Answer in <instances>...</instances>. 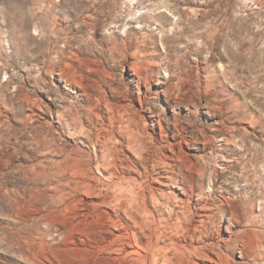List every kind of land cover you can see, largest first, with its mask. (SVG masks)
I'll use <instances>...</instances> for the list:
<instances>
[{
	"label": "rangeland",
	"instance_id": "1",
	"mask_svg": "<svg viewBox=\"0 0 264 264\" xmlns=\"http://www.w3.org/2000/svg\"><path fill=\"white\" fill-rule=\"evenodd\" d=\"M147 262L264 264V0H0V264Z\"/></svg>",
	"mask_w": 264,
	"mask_h": 264
},
{
	"label": "bare ground",
	"instance_id": "2",
	"mask_svg": "<svg viewBox=\"0 0 264 264\" xmlns=\"http://www.w3.org/2000/svg\"><path fill=\"white\" fill-rule=\"evenodd\" d=\"M120 211V210H119ZM113 220H115L114 218H113ZM117 222V221H116ZM113 224V223H112ZM118 228V227H117ZM128 232V231H127ZM122 235V234H121ZM124 235V234H123ZM134 236V235H133ZM132 235H130L129 233H126L125 234V236H124V239H126V242H124L122 245H123V256L124 255H127V254H133V255H139L140 254V251H139V249H138V247L136 246L137 245V243H136V241H135V238L133 237ZM122 237V236H121ZM114 239V238H113ZM104 240V239H103ZM102 240V241H103ZM119 240V239H118ZM109 241H111V240H109ZM138 241V240H137ZM101 243V242H100ZM105 243V242H104ZM114 243V242H113ZM112 243V244H113ZM117 243V242H116ZM119 243V242H118ZM106 244V243H105ZM152 244V243H151ZM153 245H154V243H153ZM102 246V245H101ZM106 246V245H105ZM103 247H104V245H103ZM151 248H152V246H151ZM142 249V248H141ZM144 250V249H143ZM153 250V249H152ZM118 251H120V250H118ZM145 251H147V250H145ZM151 253V252H150ZM130 254V255H131ZM141 254H142V252H141ZM145 255V257H147L148 256V252H145L144 253ZM153 254V253H152ZM132 255V256H133ZM131 256V257H132ZM143 256V255H142ZM134 258V257H133ZM140 258V257H139ZM127 259H130V257L129 258H127ZM116 260H118V259H116ZM123 262V261H122ZM136 263V262H135ZM117 264V263H116ZM119 264V263H118ZM147 264H148V262H147Z\"/></svg>",
	"mask_w": 264,
	"mask_h": 264
}]
</instances>
